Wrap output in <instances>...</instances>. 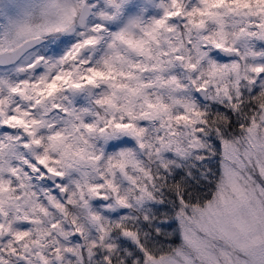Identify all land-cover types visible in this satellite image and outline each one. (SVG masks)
I'll list each match as a JSON object with an SVG mask.
<instances>
[{
    "label": "snow or ice",
    "instance_id": "obj_1",
    "mask_svg": "<svg viewBox=\"0 0 264 264\" xmlns=\"http://www.w3.org/2000/svg\"><path fill=\"white\" fill-rule=\"evenodd\" d=\"M0 264H264V0H0Z\"/></svg>",
    "mask_w": 264,
    "mask_h": 264
}]
</instances>
